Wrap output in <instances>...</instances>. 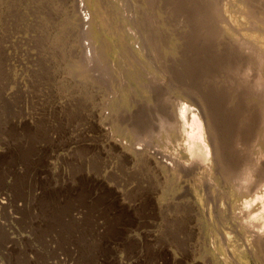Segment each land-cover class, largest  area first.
Here are the masks:
<instances>
[{
	"label": "rangeland",
	"instance_id": "obj_1",
	"mask_svg": "<svg viewBox=\"0 0 264 264\" xmlns=\"http://www.w3.org/2000/svg\"><path fill=\"white\" fill-rule=\"evenodd\" d=\"M76 1L89 13L99 5L104 15L95 35L97 65L90 62L93 38L74 30L59 7L44 24L36 0H0V11L5 2L0 44L8 41L11 48L0 59V264H264V253L249 252L237 240L229 243L222 224L202 223L205 246L185 232L178 217L164 222L153 172L108 150L120 140L158 158L167 153L189 159L187 148L197 146L209 158L198 101L208 92L217 97L211 91L225 78L224 56L239 50L214 21L203 20L213 0H167L165 9L155 0ZM216 1L241 21L240 30L228 25L236 37L264 38V28L249 31L242 22L241 7ZM130 49L142 55L131 67L139 84L124 78L123 55ZM86 63L90 76L82 72ZM85 77L88 85L82 88ZM249 86L241 100L243 125L262 107V93ZM121 91L127 93L125 104L116 101ZM183 103L198 114L203 139L178 141L174 113ZM109 114L112 121L98 129L99 118ZM251 122L249 144L257 129ZM188 183L171 185L160 199L170 215L193 196Z\"/></svg>",
	"mask_w": 264,
	"mask_h": 264
},
{
	"label": "bare ground",
	"instance_id": "obj_2",
	"mask_svg": "<svg viewBox=\"0 0 264 264\" xmlns=\"http://www.w3.org/2000/svg\"><path fill=\"white\" fill-rule=\"evenodd\" d=\"M36 1L42 10L40 18L43 20L44 24H47V21L50 22L53 20L51 18L56 16L55 11L59 7L63 11L66 22L73 27L74 30L81 29V35L83 37L88 36L93 38L94 41L92 42L95 45H93L94 49L92 48L91 50L92 56H90V62L91 64L97 65L96 63L100 59V52L97 50L98 46L96 45V43L99 42L97 40L98 36L95 35L98 33L96 32L97 28L101 26L100 24H103L104 21V15L100 6L97 5L95 12L89 13L85 11V3H78L77 5L76 0ZM166 1L167 0H155V3L157 6L160 5L159 7H163L162 9H165L164 6H166ZM215 1L213 0L212 2H209L208 9L207 11L205 10L206 12L203 16V20H208L210 18L212 22L214 21L215 29H218L221 34H227V39H225V41L227 40L228 42L230 40L235 42L239 50L226 52L224 56L226 61L222 67L225 78H222V80L215 85L217 90L214 89V92L211 91V93H214L217 97H210V94H208L210 92H208L206 93V97H204V99H200V101H198V105L200 106L199 108L202 110L205 118L208 136L207 142H209V145H206V148L209 151L207 153L209 154V158L200 150V147L197 148V146L196 148H187L190 155L189 159L168 156L166 155L167 153H161L158 158L157 155H155L156 153L152 154L150 151L138 147L137 149H133L131 145V147H129L127 145L128 143H123L120 140H113L112 145L108 146V150L110 149L115 151L126 157V159L128 157V159H132V162H140V164L143 163L145 167H148V169L153 172V175L158 180V185L154 189L160 192L157 210L160 214L164 215V222L170 218L176 219L178 217L177 219L181 221L179 222L185 229V232L192 234V236L198 241H200L201 238L202 223H219L225 226L224 228L228 231H224L225 238L228 242H235L237 240L243 243L249 252L263 255L264 96H262V94L264 93V38L259 39L253 37L252 35L236 37V35H234L235 33L233 34L231 30L233 27L240 30L242 25L241 21H236L233 18H230L231 16L229 17L227 14L228 11L222 6H218V4H216L218 1ZM254 1L255 4L253 3V0H225L224 2L226 6L232 5L236 7L238 5L236 8L241 7L244 10L242 22L249 26L250 29L247 27L249 31H258L264 28V0ZM3 5H5V2L2 4V11H0V21L2 20L5 12ZM129 16L131 18V15ZM134 19L135 18H133V20ZM127 21L129 23L130 21L132 22V20L129 21V18ZM84 23L88 24V27L85 30L83 29ZM132 23L135 25L134 21ZM228 25L232 26L231 30ZM9 48L8 41L0 44V59L2 55H11V53H9L11 48ZM125 52L126 54L123 55V63L126 67L125 69L127 70L126 74H124V78H128V82H131L132 84L138 83V81H136L138 79L137 74L134 71L135 69L131 67L136 65L133 64V61L136 60L138 57L137 55L141 54L134 52V49L126 50ZM87 58H89L88 55ZM128 58L131 59L130 62H128ZM236 59L238 62H236ZM86 66L88 69L85 68L84 70L82 67L81 69L85 71L82 72L85 76H90L89 69L92 68L89 67L87 63ZM145 74L152 75L151 70L146 68ZM86 79H88V77H85L81 82L82 88H85L86 85H88L87 81L89 79ZM251 83L253 84V88H255L258 93H262L259 97V101L260 98H262V107L258 112L256 111L254 116H251V120L255 122L257 129L255 132V139L253 142H251L252 140L250 141L252 144H249L247 141L250 139L248 140L247 138L249 134L248 131L251 127V120L250 122L248 121V123H245L246 125L242 124L241 120L245 110L243 109L241 100L244 91L246 93L247 90H250L249 85H251ZM218 92H220L219 95L217 94ZM116 101H118L119 104H125L127 101V93L121 91L118 94V100ZM218 110L220 111V119L217 114ZM193 111L192 105L185 103L181 105L178 111H175L174 117L177 126L181 129V133L178 134L179 136L177 137L178 141L181 139L183 140L184 138L193 139L197 136L202 138L204 132L200 118L197 113L192 114ZM190 114L192 120L191 123ZM104 121H112L110 114L109 116L105 115V117L101 116V118H99L96 123L98 129L103 128L102 124ZM196 128L198 129V134L194 132ZM105 150L107 149H102V151ZM177 151L179 154H183L184 146L178 145ZM181 180H186L187 183H193V196L188 198L189 200L193 198V201L189 202L187 201L188 199L183 200L181 205L182 211L180 212L179 208L177 211L173 209L174 212L171 211L172 215H170L168 212L171 209L167 210L169 207H166V203H160V199H163L168 187L179 184ZM99 181V183H102L104 182V179L100 178ZM146 200L148 202L152 201L153 194L148 192L145 196V201ZM180 203L181 202H179V204ZM0 204L2 205L4 203L1 201ZM146 205L149 207L151 206L149 203H146ZM148 211H151V209H148ZM179 217H181V219L183 217V219L181 220ZM188 236L190 237V235ZM204 239L205 238H202V240L198 243L206 246ZM166 253L168 252L166 251L165 255ZM225 263H227V261H225Z\"/></svg>",
	"mask_w": 264,
	"mask_h": 264
}]
</instances>
